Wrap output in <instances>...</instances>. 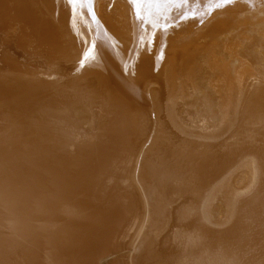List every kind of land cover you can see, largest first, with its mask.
<instances>
[{"label": "bare ground", "instance_id": "6f19581e", "mask_svg": "<svg viewBox=\"0 0 264 264\" xmlns=\"http://www.w3.org/2000/svg\"><path fill=\"white\" fill-rule=\"evenodd\" d=\"M40 1L66 38L0 83V264H264V0Z\"/></svg>", "mask_w": 264, "mask_h": 264}, {"label": "rangeland", "instance_id": "374dc122", "mask_svg": "<svg viewBox=\"0 0 264 264\" xmlns=\"http://www.w3.org/2000/svg\"><path fill=\"white\" fill-rule=\"evenodd\" d=\"M39 2L41 1L40 0H0V83L1 84L2 81L4 82L3 79L4 77L9 78L10 76L13 75L12 71L14 70L13 69L14 62L16 63L19 60H21L24 63L23 70H26L27 68H29V70L33 69V66L36 65L38 66L45 65V58H47V56L49 55L48 51L44 48V44L42 43L44 41L41 39V36L43 35L41 33L45 32V30L47 32L46 34H48V36L51 38L52 41L58 42L61 38L63 39L64 37L66 38V36L64 37L62 36L65 35V31L61 26V22H60L61 20L60 14H62L65 20L67 19V14L66 16L64 15L66 9L60 6L61 12H59V10L57 9L58 12L55 11V16L50 14L48 10H47L48 13L45 14L41 10L42 8L39 5ZM70 19L72 20V17ZM14 25L16 26L15 27L16 32L15 31L11 32V28ZM8 34H10V39H8L9 38ZM11 39L12 41L13 40L14 41L12 42ZM12 43H15L18 49H14L12 47ZM17 52L22 55V58L20 56L16 57L15 53ZM3 61L6 62L7 64L4 63ZM0 103L2 102L0 101Z\"/></svg>", "mask_w": 264, "mask_h": 264}, {"label": "snow or ice", "instance_id": "6c2138e0", "mask_svg": "<svg viewBox=\"0 0 264 264\" xmlns=\"http://www.w3.org/2000/svg\"><path fill=\"white\" fill-rule=\"evenodd\" d=\"M134 2L140 3V2H142V0H134Z\"/></svg>", "mask_w": 264, "mask_h": 264}]
</instances>
